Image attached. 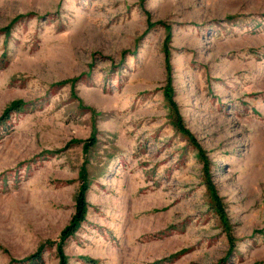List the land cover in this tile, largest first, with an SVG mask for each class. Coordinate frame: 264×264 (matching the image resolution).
Here are the masks:
<instances>
[{
  "label": "rangeland",
  "instance_id": "rangeland-1",
  "mask_svg": "<svg viewBox=\"0 0 264 264\" xmlns=\"http://www.w3.org/2000/svg\"><path fill=\"white\" fill-rule=\"evenodd\" d=\"M15 102L0 264H59L82 183L66 264H264V0H0Z\"/></svg>",
  "mask_w": 264,
  "mask_h": 264
},
{
  "label": "trees",
  "instance_id": "trees-1",
  "mask_svg": "<svg viewBox=\"0 0 264 264\" xmlns=\"http://www.w3.org/2000/svg\"><path fill=\"white\" fill-rule=\"evenodd\" d=\"M20 102H15L12 103L10 106H8L2 115L0 116V139L7 133L8 127L5 124L9 116L12 112H17L20 109ZM171 105V104H170ZM173 106V105H172ZM175 119L179 122L180 118L176 114ZM176 127V130L178 132L190 139L189 133L183 128L182 124H174ZM190 141V140H188ZM208 186V191L211 194V199L214 202L213 204L216 205L218 208L217 212L219 211V203L218 199L215 196L214 192L211 189V184L207 182ZM88 189L85 184H81L78 194L75 198V209H74V214L71 217L68 225L61 231L60 238H59V244L56 246V250L59 253V264H66V258L62 254V243L67 240L68 238H71L75 235V233L78 231L79 227L85 222L86 218V212H87V202H86V193ZM220 216V214H219ZM221 217V216H220ZM44 262L42 261L41 258V250H38L35 252L33 255L28 257L27 259L23 261L16 262L15 264H43Z\"/></svg>",
  "mask_w": 264,
  "mask_h": 264
}]
</instances>
